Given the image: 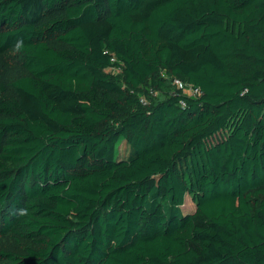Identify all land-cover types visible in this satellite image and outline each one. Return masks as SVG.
<instances>
[{"label": "trees", "instance_id": "16d2710c", "mask_svg": "<svg viewBox=\"0 0 264 264\" xmlns=\"http://www.w3.org/2000/svg\"><path fill=\"white\" fill-rule=\"evenodd\" d=\"M0 264H264V0H0Z\"/></svg>", "mask_w": 264, "mask_h": 264}, {"label": "built area", "instance_id": "2783aa9c", "mask_svg": "<svg viewBox=\"0 0 264 264\" xmlns=\"http://www.w3.org/2000/svg\"><path fill=\"white\" fill-rule=\"evenodd\" d=\"M172 86L174 90L181 91L183 94H186L188 96H196L200 93L199 89L194 87L193 85H189L186 82L180 80V79H172ZM140 102L142 104H145V98L140 97Z\"/></svg>", "mask_w": 264, "mask_h": 264}, {"label": "rangeland", "instance_id": "374dc122", "mask_svg": "<svg viewBox=\"0 0 264 264\" xmlns=\"http://www.w3.org/2000/svg\"><path fill=\"white\" fill-rule=\"evenodd\" d=\"M111 71L114 75H118V71L116 69H113ZM152 95H153V98L155 101H161L164 98V94L159 90L154 91V93ZM124 148H125V146H122V150ZM185 208L187 209V211H192L194 209V204L192 203L191 199L188 197H186Z\"/></svg>", "mask_w": 264, "mask_h": 264}, {"label": "clouds", "instance_id": "9594fccd", "mask_svg": "<svg viewBox=\"0 0 264 264\" xmlns=\"http://www.w3.org/2000/svg\"><path fill=\"white\" fill-rule=\"evenodd\" d=\"M20 47H21V43L17 42L16 50L19 51ZM18 215H21V216L27 215V209L19 210Z\"/></svg>", "mask_w": 264, "mask_h": 264}]
</instances>
